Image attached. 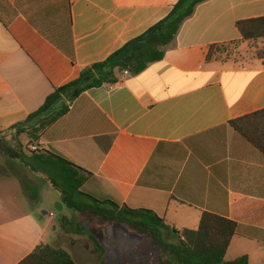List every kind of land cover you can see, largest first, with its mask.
I'll return each mask as SVG.
<instances>
[{"label":"crops","instance_id":"crops-1","mask_svg":"<svg viewBox=\"0 0 264 264\" xmlns=\"http://www.w3.org/2000/svg\"><path fill=\"white\" fill-rule=\"evenodd\" d=\"M178 1L0 0L2 143L10 136L23 147L33 143L11 127L56 88L147 33ZM263 17L264 0L198 5L163 60L85 91L43 132L40 151L90 173L84 193L151 210L179 232L197 230L205 213L235 222L225 260L246 256L249 264H264V154L230 124L264 110V59L207 60L213 45L258 50L264 39L245 41L237 23ZM7 163L15 171L0 164V264H19L48 240L76 264H122L138 248L125 227H102L90 213L70 210L67 216L61 197L60 217L68 222L59 232L58 215L34 209L32 191L48 178L19 160ZM11 173L21 182L18 194L9 188Z\"/></svg>","mask_w":264,"mask_h":264},{"label":"trees","instance_id":"trees-1","mask_svg":"<svg viewBox=\"0 0 264 264\" xmlns=\"http://www.w3.org/2000/svg\"><path fill=\"white\" fill-rule=\"evenodd\" d=\"M208 0H179L172 12L147 33L116 51L105 61L84 69L72 82L56 88L45 103L25 121L10 131L17 137L26 134L30 142H39L43 132L68 114L72 104L81 94L91 88L119 83L121 75L128 71L137 76L151 64L164 59L166 48L174 41L182 25L193 16L196 7ZM163 26L159 31L158 27ZM237 28L245 41L264 39V17L244 20ZM153 33V34H152ZM125 51L137 40L146 38ZM223 45H213L207 60L214 58L215 52ZM264 59V55L260 56ZM231 126L252 146L264 154V110L234 120ZM0 134V150L9 158L19 160L34 173L45 174L61 194L62 202L68 210L77 213H90L100 226L117 225L142 238L139 248L122 264L129 262L135 255L142 256L137 264H249L243 256L232 262L225 260L228 249L237 232V224L231 220L211 213L203 214L197 230L171 228L165 219L146 209H132L112 200H98L84 193L82 188L91 178V174L77 167L55 153L39 151L26 153L4 147ZM101 145V138L97 139ZM68 222L64 217L62 224ZM99 249L98 242H95ZM19 264H76L72 256L64 249L52 245H40L32 254ZM101 264H105L104 260Z\"/></svg>","mask_w":264,"mask_h":264},{"label":"rangeland","instance_id":"rangeland-1","mask_svg":"<svg viewBox=\"0 0 264 264\" xmlns=\"http://www.w3.org/2000/svg\"><path fill=\"white\" fill-rule=\"evenodd\" d=\"M257 46V45H256ZM256 46L253 45L252 48H250V50H248L247 52L249 53H244V50H241L239 46L234 45V44H229V45H223L222 47H220V49H222L221 51L215 52L214 57L216 58H222V59H226V60H234V61H249L252 58L255 57H260L262 55H264V42L263 45L257 50ZM248 59V60H247ZM11 140H14V136H10ZM10 139H8L7 143H3L4 147H8V148H12L15 150H21L23 149L26 153H29L26 149V147H23L21 144L18 145L17 143H14V141H11ZM9 161V157H5L2 156L0 154V164L5 165L6 167L8 165L7 162ZM21 165V164H20ZM10 166V165H9ZM8 166V167H9ZM7 167V170L10 172V168ZM23 168V166H22ZM21 168V169H22ZM25 169V168H23ZM13 171H15L14 167L12 168ZM45 177H47L45 174H42ZM8 183H9V188L11 189L12 193L14 194H18L20 192H22L23 190H21V182H19V180L17 179V176H15L14 173H11L10 176H8ZM48 181V182H47ZM47 181H42L39 185H38V189L32 191V194L35 195V193H37V202L34 205V209L37 210L38 214H42L41 211L44 212H53L54 214L58 215L59 218L56 220V225L58 227V231L61 232L63 231V226L62 223L60 221L62 217L61 214L57 211V204L60 203V193L55 190L52 186H51V182L49 180ZM24 202V196L21 195V202ZM68 213H70V210H68L66 212V215L68 216ZM50 233L51 235H55L53 229H50ZM56 237V236H55ZM142 243V238L140 236H138L137 234H134L132 236V239L130 241V244L132 245L133 248H138L140 247L139 245H141ZM47 244L52 245L53 242L52 241H47ZM145 254H143L142 256L140 255H135L134 259H137L136 262L131 263V264H137V262L139 261V259L141 257H144ZM151 264H159V262H155V263H151Z\"/></svg>","mask_w":264,"mask_h":264},{"label":"water","instance_id":"water-1","mask_svg":"<svg viewBox=\"0 0 264 264\" xmlns=\"http://www.w3.org/2000/svg\"><path fill=\"white\" fill-rule=\"evenodd\" d=\"M162 28H163V26H160V27H158L157 29H155L154 32L159 31V30H161ZM152 34H153V33H152ZM152 34L148 35V36H147L146 38H144V39L137 40L135 43H133V44L131 45V47H129V48L125 51V54H126V55L129 54V52L131 51V48H132V47L136 46V45L139 44L140 42L145 41V40H146L147 38H149ZM57 211H58L59 213H61V212L63 211V206H62V204H60V203L57 204Z\"/></svg>","mask_w":264,"mask_h":264},{"label":"built area","instance_id":"built-area-1","mask_svg":"<svg viewBox=\"0 0 264 264\" xmlns=\"http://www.w3.org/2000/svg\"><path fill=\"white\" fill-rule=\"evenodd\" d=\"M125 75H130V73L128 71L124 72ZM27 151L29 153H35V152H39L41 150L40 146L36 143H29L26 147ZM52 217H54V214H51Z\"/></svg>","mask_w":264,"mask_h":264}]
</instances>
